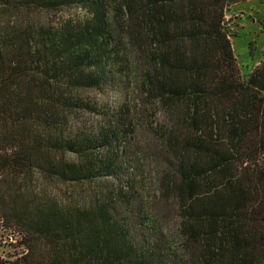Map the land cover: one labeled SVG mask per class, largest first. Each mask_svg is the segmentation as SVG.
Listing matches in <instances>:
<instances>
[{
    "label": "trees",
    "instance_id": "16d2710c",
    "mask_svg": "<svg viewBox=\"0 0 264 264\" xmlns=\"http://www.w3.org/2000/svg\"><path fill=\"white\" fill-rule=\"evenodd\" d=\"M243 1L0 0L8 264H264V59L241 79L224 30ZM124 81L133 110L88 99ZM143 140L173 238L141 196Z\"/></svg>",
    "mask_w": 264,
    "mask_h": 264
},
{
    "label": "rangeland",
    "instance_id": "374dc122",
    "mask_svg": "<svg viewBox=\"0 0 264 264\" xmlns=\"http://www.w3.org/2000/svg\"><path fill=\"white\" fill-rule=\"evenodd\" d=\"M81 15L82 11L70 8L42 14V19L49 23H57ZM224 30L228 36L239 76L244 79L256 65V62L264 59V0H247L228 6L224 10ZM131 87H129V82L124 81L118 92L101 95L89 93L88 99L91 102L98 103L104 109L119 106L123 103L133 110L138 101L134 93H131ZM113 100L116 101L117 105L112 102ZM143 110L148 111L145 114L142 113L138 121L142 124L151 123L152 111L148 107L142 109V112ZM87 119L89 121L99 120V118L92 116ZM145 141L143 140L142 145L140 143L143 151L139 160L142 170L139 175V187L142 189L141 196L147 207L151 209L152 216H156V219L159 220L158 224L164 226L169 238H173L174 208L166 204L170 202L169 199L160 196L157 185L161 168L164 166L163 158L165 155L157 142L153 140ZM160 218L162 221H160ZM12 235L9 230H0V261L5 262V264L11 262L20 252L17 244L18 240L16 239L15 242L9 239Z\"/></svg>",
    "mask_w": 264,
    "mask_h": 264
},
{
    "label": "crops",
    "instance_id": "0c3cea01",
    "mask_svg": "<svg viewBox=\"0 0 264 264\" xmlns=\"http://www.w3.org/2000/svg\"><path fill=\"white\" fill-rule=\"evenodd\" d=\"M258 62H256V64H257Z\"/></svg>",
    "mask_w": 264,
    "mask_h": 264
}]
</instances>
